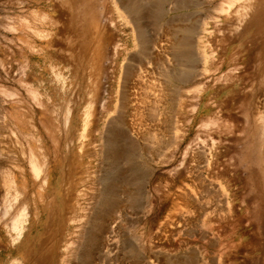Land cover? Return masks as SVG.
Wrapping results in <instances>:
<instances>
[{
  "label": "rangeland",
  "instance_id": "obj_1",
  "mask_svg": "<svg viewBox=\"0 0 264 264\" xmlns=\"http://www.w3.org/2000/svg\"><path fill=\"white\" fill-rule=\"evenodd\" d=\"M224 2L165 0L141 51L97 0L95 77L59 44L56 1L0 0V264H250L245 173L227 150L242 141L240 78L248 90L264 57L258 15L238 26ZM253 101L263 137L264 87Z\"/></svg>",
  "mask_w": 264,
  "mask_h": 264
},
{
  "label": "bare ground",
  "instance_id": "obj_2",
  "mask_svg": "<svg viewBox=\"0 0 264 264\" xmlns=\"http://www.w3.org/2000/svg\"><path fill=\"white\" fill-rule=\"evenodd\" d=\"M54 1H56L57 3L56 10L59 14V17H61V15L66 16L65 21L58 22L60 27V33L66 34L67 36H69L70 39L69 42L68 40L67 41L62 40L61 43L59 44L62 46V49L67 50V53L70 50L71 53L72 52L77 53L78 54L77 58L81 59V61L86 60L85 62L86 66L90 67L91 65H94L93 75L97 77V75L95 74L96 70L99 69L100 61L104 57L103 53L99 50V44L102 38L100 37L99 34L100 28L97 24V15L95 12V5L97 0H54ZM111 1L116 11H120V13L118 12L119 17L124 19L125 23L131 24V26L133 27V31L137 35L136 36L138 41L136 44L137 47L138 48L140 46L142 47L143 41H145L143 38L144 35H143L142 26L143 25L145 26V24L150 21L152 23H156V21L163 16V12L160 7L162 6L165 0H155L156 5H154V11H151L150 13L151 15L147 13L140 6L139 3H136L135 2L136 0H111ZM196 4L195 7L196 6L198 7L200 5V4L198 5ZM222 5L225 7L226 10L228 9V17L231 19H235L237 21L238 26L243 25V20H244L243 17L245 16L247 11H255V13L258 15L259 19L253 23L254 39L257 42V46L252 53L253 56H256L258 58L257 61L261 60L260 64L263 63L262 59L264 57V0H225L224 4L222 3ZM51 7L53 6L51 5ZM103 7H105V5ZM102 12H104V10ZM239 21L242 23H240ZM50 22H52V20ZM58 23L56 24L55 21L54 25L58 26ZM51 25H53V23H51ZM233 29L235 30V32L237 31V28H235V26L233 27ZM191 34L192 33L189 32L187 37L178 40V43L175 45L177 54L179 55L178 57L181 58V60L191 59V47H192ZM143 48L144 47L140 48L141 51L143 50ZM62 49H60V51ZM126 73L128 74V72ZM190 74L191 73L185 75L184 73V76H182L180 80L182 82L187 83L188 82L187 78ZM251 76H252L251 84L248 90H245V86L247 84V81L245 80H247V78L244 77L240 78V85H241L240 88L242 90L241 94L243 93L244 94L240 97L238 96L239 98L237 99L236 102L237 107L240 109V111L243 114L242 117L243 126L240 131V133L242 134V141H230L228 146L229 148L227 150V156L230 157V160L233 161L237 174L240 173V175H242L241 172L245 173L244 181L246 182V186H245L246 196L243 197V200L244 202L247 203V206L250 207L251 209L247 217L254 231V234L253 235L251 234L252 236L248 240L247 247L245 245L246 249L249 251V254L251 255L249 257L250 264H264V133L262 137V132H261L262 116L259 112L258 106H256L253 101L256 95L259 94L264 87L263 86L264 70H262L261 66H257L255 73L254 74L252 73ZM160 88L163 89V92L165 90L168 91L169 89V88L167 89V87L164 85H162ZM166 103L168 102L166 101ZM89 114L91 113L89 112Z\"/></svg>",
  "mask_w": 264,
  "mask_h": 264
}]
</instances>
